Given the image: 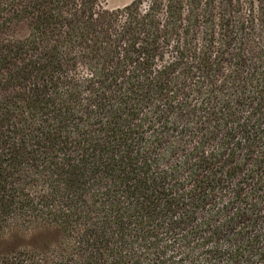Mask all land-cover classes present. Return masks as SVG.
<instances>
[{
	"label": "trees",
	"instance_id": "trees-1",
	"mask_svg": "<svg viewBox=\"0 0 264 264\" xmlns=\"http://www.w3.org/2000/svg\"><path fill=\"white\" fill-rule=\"evenodd\" d=\"M28 232L0 264H264V0H0V242Z\"/></svg>",
	"mask_w": 264,
	"mask_h": 264
},
{
	"label": "rangeland",
	"instance_id": "rangeland-1",
	"mask_svg": "<svg viewBox=\"0 0 264 264\" xmlns=\"http://www.w3.org/2000/svg\"><path fill=\"white\" fill-rule=\"evenodd\" d=\"M131 1L132 0H103V3L106 8L114 9V8L122 7L130 3ZM26 33H27L26 27L19 26L15 28V30L12 33V36L23 37L26 35ZM45 239L46 237L42 234L28 232L23 236L15 237L9 241L0 242V248L18 247V246H27V245L39 246L44 243Z\"/></svg>",
	"mask_w": 264,
	"mask_h": 264
}]
</instances>
